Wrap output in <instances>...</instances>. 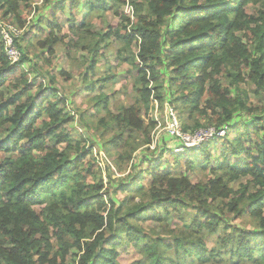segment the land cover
Here are the masks:
<instances>
[{"label": "trees", "instance_id": "1", "mask_svg": "<svg viewBox=\"0 0 264 264\" xmlns=\"http://www.w3.org/2000/svg\"><path fill=\"white\" fill-rule=\"evenodd\" d=\"M67 1L71 10L82 8L84 23L95 14L120 16L121 25L114 30L108 25L100 41L114 36L121 45L117 59L138 71L136 103L112 117L117 132L111 143L118 148L119 171L129 166L142 144L152 143L155 100L163 107L165 83L184 133L202 128L195 119L198 111L199 117L217 122V128H235L237 135L230 138V131L195 148L175 143L184 148L171 155L180 170L212 166L206 182L193 184L178 170L157 165L150 172L148 190L136 189L134 179L129 185L122 179L114 191L115 171L110 166L100 169L107 172L105 186L102 176L98 183H88L91 171H86L85 160L92 150L85 138L78 141L63 130L73 116L58 102H49L42 91L34 92L28 78L20 89L18 82L28 73L10 66L0 36V129L10 128L0 145V264H118L120 246L142 252L139 264H264V116L245 127V140L231 125L240 111L249 116L264 113L240 88L242 83L254 85L253 93L264 98V0H129L133 23L125 13L127 0H46L44 7L54 6L56 15L66 9ZM0 2L5 9L0 20L24 27V7L16 0ZM253 6L256 14L248 13ZM48 27L49 36L38 43L53 54L63 39L56 36L60 27L54 18ZM27 38L25 34L20 41ZM134 45L139 53L126 56ZM17 72L22 77L14 78L15 88L5 98L1 88ZM225 74L231 77V88L222 85ZM149 82L154 83V98ZM96 107L100 112V103ZM139 134L144 135L142 144L137 142ZM172 140L163 136L157 147ZM105 150L111 155L108 147ZM239 181L245 183L235 190L232 184ZM132 187L139 202L119 195ZM180 209L192 213L183 228L153 236L141 226L147 220L162 221L161 210L169 214ZM244 216L254 220V230L245 232L229 222ZM206 240L217 247L208 249ZM220 243L228 246L225 253Z\"/></svg>", "mask_w": 264, "mask_h": 264}, {"label": "rangeland", "instance_id": "2", "mask_svg": "<svg viewBox=\"0 0 264 264\" xmlns=\"http://www.w3.org/2000/svg\"><path fill=\"white\" fill-rule=\"evenodd\" d=\"M16 1H18L19 6L24 7L23 14L27 18L25 26L21 27L22 34L18 37L20 47L16 46L21 54V60L22 58H26V60L23 62V67L15 69L16 71L24 69L28 73V77L20 79L22 76L18 71L17 74L10 76L7 84L1 90L6 98L15 88L12 87V83H14L13 81L16 76L20 79L18 82L20 89L24 86L26 78H28V84L33 86L34 92L42 91L44 95L50 96L49 102H58L60 109L73 116L71 121L63 126V130L65 133L71 134L78 141L85 138L84 144L92 150L90 158L88 157L85 160V163H88L86 171H91L90 177L87 179L88 183H98L100 176H102L105 186L108 182L107 172L101 173L100 169L110 166L115 171L114 191L120 186L122 179L124 180V184L127 185L134 179L139 183L136 189L144 188L148 190L151 179L150 172L157 165H161L162 170H178L179 175H185L193 184L207 181V175L211 173L212 166L205 170L200 168L188 169L186 167L180 170L179 162L171 158L172 151L178 145L175 144L177 141H168V145L164 148L160 147V149L153 150L152 146H144L142 144V140L144 139L143 134H139L141 138H137V142L142 145L133 154L129 166L123 171H119L115 163L118 148L111 143L113 135L117 132L116 123L113 122L112 117L121 114L124 108L136 103L137 94L134 86L137 82L138 71L131 65L121 63L117 59V53L121 45L114 36L105 42H101L100 38L109 32L108 25L114 26L113 30L121 25L122 19L120 16L110 12L105 14V17L100 18L95 14L88 17L86 23H84L83 15L81 14L82 8L71 10L70 1H67L66 9L63 12H57L56 15L54 6L44 7L46 0ZM3 5L4 3L0 2V17H2L3 11H5ZM247 11L250 14H256L258 8L253 6L248 8ZM10 17L9 15L6 19L9 20ZM53 18L58 22L60 27V30L55 32L56 36L62 38L63 43L55 46L54 53L49 54L48 49H40L38 41L44 40L49 36V20L52 21ZM1 21L13 25L4 20V18H1ZM25 34H28L27 41H20ZM98 43L99 49H96ZM96 51L99 52L96 53ZM138 53L139 47L134 45L133 51L125 52L124 54L131 56ZM221 79L224 87L231 88L230 83L232 80L229 74L223 75ZM40 83H43L42 87ZM148 88L151 91V97L154 98L156 94L154 83L149 82ZM240 88L247 92V98L251 105L264 108V98L261 100L260 97L253 93V89H255L254 85L242 83ZM163 92L165 93L163 107L159 106L155 100L156 107L153 115L157 126L151 132V141H156L158 138L167 136L162 133L165 132L168 124L172 121V111L179 126L183 129L182 117L179 111L170 103V94L172 92L169 91L166 83L163 86ZM232 92L236 95L234 88ZM62 101L66 102L65 106L62 104ZM99 103L100 112H97L98 108L96 105ZM103 106H106V108ZM197 112H194L195 119L203 125L201 129L214 126L219 127L217 122L211 120V117H199V113ZM260 112L253 116H249L243 111L235 114L231 125L240 129L238 136L243 140H245L243 137L245 127L254 118L264 116V113ZM183 114L188 118V112L184 111ZM9 130V126H3L0 129V145L7 140ZM234 130L235 128H231V132L228 130L231 134L230 138L234 135ZM90 146L93 147L90 148ZM105 147L110 149L111 155L107 154ZM210 150L213 151V146L210 147ZM173 153L179 152L175 149ZM243 183L245 182H235L232 186L237 190ZM119 195L123 198H135V202L140 201L135 195L134 187L126 188ZM130 204H132L131 201ZM170 211L171 213L169 214L163 210L160 211L162 221L147 220L141 226L146 233L156 236L157 234L166 235L172 230L183 228L186 224L189 225V218L185 223L183 220L185 217H189L191 210L180 209L176 212ZM229 222L245 232L252 231L257 227L254 220L249 216H244L240 220H235L231 217L229 218ZM206 242L205 244L208 249L217 247L215 241L206 240ZM219 248L223 250V253L228 250V246L225 247L223 243L219 244ZM76 252V250H73L72 254H76ZM117 252L118 264H139L140 261L144 260L143 253L137 252L132 247L127 250L126 246H120ZM181 264L186 263L181 262Z\"/></svg>", "mask_w": 264, "mask_h": 264}, {"label": "built area", "instance_id": "3", "mask_svg": "<svg viewBox=\"0 0 264 264\" xmlns=\"http://www.w3.org/2000/svg\"><path fill=\"white\" fill-rule=\"evenodd\" d=\"M125 13L133 23L134 9L129 4V0H127ZM21 30L22 29L10 25L4 21L0 22L1 42L4 45L5 53L7 55L8 61L10 62V66L21 67V54L18 51V48L16 47V40L22 34ZM171 116L173 117L172 121L168 124L167 129H165V132L162 134L167 135L169 138L177 141V143L183 145L184 147L195 148V147H200L203 144H209L211 141H213L216 138H223L228 132L227 127L217 128L214 126V127L199 129L195 133H190V132L184 133L181 127L179 126V123L175 115L173 114V111ZM159 141H160L159 138L156 141H152L150 146H152L153 150H156L158 148L157 147L158 145L160 146ZM175 149H177L179 153L184 151V148L180 146H175L174 150Z\"/></svg>", "mask_w": 264, "mask_h": 264}]
</instances>
